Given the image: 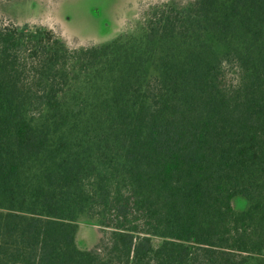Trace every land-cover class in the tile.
Here are the masks:
<instances>
[{"label": "trees", "instance_id": "16d2710c", "mask_svg": "<svg viewBox=\"0 0 264 264\" xmlns=\"http://www.w3.org/2000/svg\"><path fill=\"white\" fill-rule=\"evenodd\" d=\"M0 264H264V0L83 47L0 20Z\"/></svg>", "mask_w": 264, "mask_h": 264}, {"label": "rangeland", "instance_id": "374dc122", "mask_svg": "<svg viewBox=\"0 0 264 264\" xmlns=\"http://www.w3.org/2000/svg\"><path fill=\"white\" fill-rule=\"evenodd\" d=\"M174 1L183 5L191 0H0V20L52 29L69 46L83 47L142 35L149 12L158 4ZM233 204L240 209L248 201L239 196ZM78 221V246L96 247L102 237L100 221L87 214Z\"/></svg>", "mask_w": 264, "mask_h": 264}]
</instances>
